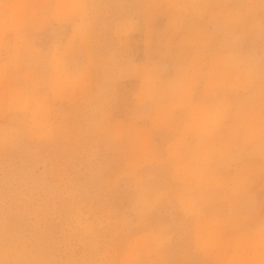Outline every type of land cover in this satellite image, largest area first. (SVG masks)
<instances>
[{
	"label": "rangeland",
	"instance_id": "rangeland-1",
	"mask_svg": "<svg viewBox=\"0 0 264 264\" xmlns=\"http://www.w3.org/2000/svg\"><path fill=\"white\" fill-rule=\"evenodd\" d=\"M76 4L0 0V243L17 249L7 264H259L257 252L234 239L239 222L194 227L185 197L220 178L215 168L206 173L201 157L209 116L224 112L213 100L224 98L233 109L225 123L217 118L225 128L220 179L264 215V36L241 109L238 93L206 92L200 75L216 49L205 47L191 19L170 23L166 59L156 41L145 60L135 37L89 69ZM140 7L147 5L132 6ZM111 11L89 4L93 34ZM146 24L151 38L154 20ZM249 133L255 140L245 144ZM138 187L148 201L142 215L133 210ZM77 220L94 226L92 234ZM157 237L170 239L157 248Z\"/></svg>",
	"mask_w": 264,
	"mask_h": 264
},
{
	"label": "clouds",
	"instance_id": "clouds-1",
	"mask_svg": "<svg viewBox=\"0 0 264 264\" xmlns=\"http://www.w3.org/2000/svg\"><path fill=\"white\" fill-rule=\"evenodd\" d=\"M99 7L112 6V11L103 17L93 34V23L89 12V4ZM133 5H147L133 9ZM76 7L81 10L83 23L81 25L82 43L91 46V54H84L82 64L91 69L97 65H106L112 55L123 51L129 40L139 37L147 60L153 44L159 41L157 55L161 59L168 57L170 40L169 26L175 21L184 24L191 19L192 29L202 36L207 49H216L202 69L200 79L206 92L214 95L218 89H228L241 97L240 107L243 109L247 96L256 80L255 46L264 36V0H77ZM144 19L139 25L136 15ZM154 20V31L151 38L147 36L146 21ZM247 45V49H245ZM102 50L103 55H97ZM142 63V61H136ZM86 73L80 72L76 79ZM224 112L233 109L231 101H218ZM36 115L41 110H36ZM208 123L213 129L219 126L216 115H210ZM255 140V134L244 137V143ZM140 198L133 205L138 215L143 214L148 201L143 197L142 187H138ZM189 208L186 219L194 227L217 229L221 225L239 222L241 227L234 239L247 243L259 256V264H264V215L259 212V206L247 208L237 199L236 189L219 178H209L199 192L185 197ZM222 209L215 211L212 209ZM107 219L95 226L102 228ZM85 234H92L94 226L76 221ZM4 231L0 225V233ZM170 237L154 238L157 248L164 246V241ZM139 243H134V247ZM17 249L0 243V264H7L10 256Z\"/></svg>",
	"mask_w": 264,
	"mask_h": 264
},
{
	"label": "crops",
	"instance_id": "crops-1",
	"mask_svg": "<svg viewBox=\"0 0 264 264\" xmlns=\"http://www.w3.org/2000/svg\"><path fill=\"white\" fill-rule=\"evenodd\" d=\"M224 98H219L217 100H213V101H221L223 100ZM226 100V99H225ZM224 100V101H225ZM218 117H221V123H225V120H226V116H225V113L223 112L222 115H218ZM221 123L219 125V127L217 128V130L215 131V129H213L211 126L209 128H206L205 129V134L204 136L208 137L209 139V150H208V154L207 155H203L201 158H202V168L204 170H206V173L209 174L211 173V171H214V168L215 170H217V172L219 173L218 177H222L220 175V172L219 169H220V164H222V160L220 159L221 156L225 157L224 156V153L222 152L223 150V147H222V142H221V136L223 135L224 133V130L225 128H223V125L221 126ZM264 137L261 139V141H263ZM260 140V139H258ZM212 143H215V145L212 147ZM218 143V144H217ZM218 152V154H217ZM223 154V155H222ZM217 155V156H216ZM233 168H236V166H234ZM222 173V172H221ZM216 173L210 175V176H213L215 175ZM219 178V179H220Z\"/></svg>",
	"mask_w": 264,
	"mask_h": 264
}]
</instances>
